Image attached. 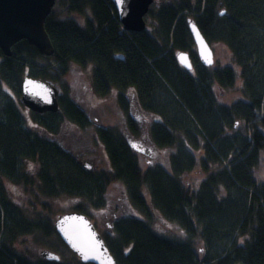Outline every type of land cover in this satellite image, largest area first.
Here are the masks:
<instances>
[{
  "label": "trees",
  "instance_id": "obj_1",
  "mask_svg": "<svg viewBox=\"0 0 264 264\" xmlns=\"http://www.w3.org/2000/svg\"><path fill=\"white\" fill-rule=\"evenodd\" d=\"M190 21L211 45L230 51L237 69L201 63ZM146 22V31L125 32L111 0H62L45 23L53 56L27 41L11 57L0 48V238L9 247L0 244V264H30L14 249L33 233L65 246L54 221L20 216L7 193L8 182H23L32 193L28 161L45 181V197H86L73 211L116 217L112 231L101 232L116 264H264V0H158ZM177 52L189 53L193 71L179 64ZM73 65L92 71L96 95L116 92L127 119L131 98L152 115L155 145L171 151L166 163L143 170L125 135L105 127L95 135L111 169L87 170L77 154L37 134H58L66 121L84 134L92 126L73 98L74 84L64 81ZM25 78L47 81L60 93L57 113L31 111L35 128L26 126L18 105ZM239 80L241 99L224 105L218 91L234 90ZM138 127L131 120L132 133ZM199 164L210 172L194 189L184 176ZM114 184L124 189L127 216L107 204ZM156 216L177 230L156 233Z\"/></svg>",
  "mask_w": 264,
  "mask_h": 264
},
{
  "label": "rangeland",
  "instance_id": "obj_2",
  "mask_svg": "<svg viewBox=\"0 0 264 264\" xmlns=\"http://www.w3.org/2000/svg\"><path fill=\"white\" fill-rule=\"evenodd\" d=\"M61 1L62 0H57L53 9L58 10ZM212 48L215 54V65L233 66L237 69L231 60L230 51L225 46L212 45ZM64 81L72 82L74 84L73 91L76 103L83 108L89 116H91L92 126L85 128V134L81 132V129L79 130L78 127H71L69 125V131L67 134L69 139L64 142L66 145H70L71 151L74 155L77 154L79 155L78 157L83 159V162H85L84 164H86L88 169L92 170L93 168H96L97 170L107 171L111 169L104 146L98 142L99 140L95 135L96 128L104 129L105 127L114 128V130L116 129L118 132L120 130L122 134L125 135L130 143V147L138 153V163L143 170L167 162L171 151L167 148H159L155 145L149 129V122L152 115L149 112H145L139 103L135 104L132 98L130 99L132 105L129 115L132 118L131 120L136 122L139 126L136 131V133L138 131L139 133L134 134L129 128V124L131 123L130 117L127 119V116L121 113L120 105L116 97L117 93L114 92L107 97H101L94 93L92 71L89 69L81 71V68L73 65L70 73ZM241 83V80H239L236 88L228 93L218 91L219 99L224 105H232L235 101L241 99ZM17 99L19 101L18 105L20 111L26 116H24L26 126L28 128L37 127L31 110L22 103L20 97ZM158 119H160V117H158ZM64 131H66V128H64L61 133ZM72 131L73 133H71ZM36 132L41 136L45 134L39 130ZM91 137H93V140ZM85 139L88 141H85ZM77 141H79L78 144ZM60 146H62L61 143ZM202 155L203 153L200 152L197 156L200 159V156ZM8 163L11 164V160L10 162L8 161ZM261 169H264V165H262ZM25 171L28 172L30 178L34 180L35 185L31 194H27L23 182L19 184L8 182V184H6V187L10 189L7 190L9 197L21 210L20 216L31 217L34 219L43 218L52 222L54 221L55 224L57 216L72 212V210L84 200H88L86 197L69 198L67 196H60L50 200L49 197H45L43 192L40 191L45 188V181H39L37 179L39 170L34 168V163L32 161H28V166L25 168ZM209 172L210 170L207 174H209ZM207 174L203 171L202 165L199 164L192 172L184 176V181L188 186L196 189L207 177ZM124 195V189L119 184H114L108 190L106 197L108 200L107 204L110 205V207L114 208L116 212L118 211L120 214L127 216L130 212L127 199ZM85 205L87 204L85 203ZM88 212L92 215V221L97 223L101 231L107 229L106 223L111 222L113 224V217L110 211L106 212L102 210L98 212L91 210ZM118 212L116 213L117 215ZM154 220L152 229L160 235H168L177 230V227L174 225L167 226L161 223L162 219L158 216H156ZM43 236L46 237L48 235H41L37 232L30 236L23 237L20 242L16 244L14 252L17 256L29 260L30 264H45L44 261L46 260L41 256V251L43 250L55 252L66 264H72L79 261L75 258V254L68 247L63 246L58 242L57 237H46V243H44L45 238ZM0 244L1 246H5V249H9L3 238H0Z\"/></svg>",
  "mask_w": 264,
  "mask_h": 264
},
{
  "label": "water",
  "instance_id": "obj_3",
  "mask_svg": "<svg viewBox=\"0 0 264 264\" xmlns=\"http://www.w3.org/2000/svg\"><path fill=\"white\" fill-rule=\"evenodd\" d=\"M115 4L118 19L125 32L140 33L147 29V16L157 0H111ZM57 0H0V48L5 56H12V48L21 41H27L38 52L53 56L55 50L46 31L45 23L53 11ZM225 15V11L221 16ZM190 31L201 63L211 68L215 65L212 45L201 30L190 21ZM179 64L192 71L189 53L177 56ZM59 90L49 82L25 78L22 85V103L38 114L59 111ZM64 243L77 253L83 263L116 264L103 238L90 219L77 212L60 216L55 224ZM47 260L60 262L56 253L42 251Z\"/></svg>",
  "mask_w": 264,
  "mask_h": 264
},
{
  "label": "flooded vegetation",
  "instance_id": "obj_4",
  "mask_svg": "<svg viewBox=\"0 0 264 264\" xmlns=\"http://www.w3.org/2000/svg\"><path fill=\"white\" fill-rule=\"evenodd\" d=\"M73 98L75 99V97L73 96ZM132 100H133V98H132ZM91 117V116H90ZM90 120H91V118H90ZM96 120H98V119H96ZM69 125L71 126V127H74L73 126V124L71 123V122H69V121H66V123L65 124H63L62 125V131H63V129L64 128H66V131H64L63 133H58V134H43L42 136L44 137V138H47V139H50V140H52L53 142H59V143H61L62 144V146H63V148L64 149H66L67 151H70L71 150V147H70V145H66L64 142L66 141V140H68L69 139V137H68V128H69ZM74 131V130H73ZM73 131L71 132V133H73ZM70 140H71V138H70ZM79 156V155H78ZM85 166H86V164H85ZM87 166H91V165H87ZM94 166V165H93ZM92 166V167H93ZM87 168V167H86ZM94 169V168H93ZM87 170H88V168H87ZM89 170H91V169H89ZM116 219V217L115 216H113V220L112 221H114ZM110 223L111 222H108L107 223V227H109V231H112V225H110ZM47 251H50V250H47ZM50 252H52V253H55V252H53V251H50ZM41 256H42V252H41ZM42 258L44 259V257L42 256ZM46 259V258H45ZM44 259V260H45ZM59 263V262H58Z\"/></svg>",
  "mask_w": 264,
  "mask_h": 264
},
{
  "label": "bare ground",
  "instance_id": "obj_5",
  "mask_svg": "<svg viewBox=\"0 0 264 264\" xmlns=\"http://www.w3.org/2000/svg\"><path fill=\"white\" fill-rule=\"evenodd\" d=\"M181 53H183V52H177L176 56H178V55L181 54Z\"/></svg>",
  "mask_w": 264,
  "mask_h": 264
},
{
  "label": "crops",
  "instance_id": "obj_6",
  "mask_svg": "<svg viewBox=\"0 0 264 264\" xmlns=\"http://www.w3.org/2000/svg\"><path fill=\"white\" fill-rule=\"evenodd\" d=\"M136 154H138V153H136Z\"/></svg>",
  "mask_w": 264,
  "mask_h": 264
}]
</instances>
